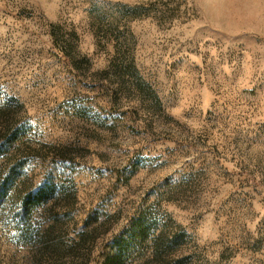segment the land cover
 Returning <instances> with one entry per match:
<instances>
[{
  "label": "rangeland",
  "instance_id": "rangeland-1",
  "mask_svg": "<svg viewBox=\"0 0 264 264\" xmlns=\"http://www.w3.org/2000/svg\"><path fill=\"white\" fill-rule=\"evenodd\" d=\"M13 168L0 264H264V0H0Z\"/></svg>",
  "mask_w": 264,
  "mask_h": 264
},
{
  "label": "trees",
  "instance_id": "trees-1",
  "mask_svg": "<svg viewBox=\"0 0 264 264\" xmlns=\"http://www.w3.org/2000/svg\"><path fill=\"white\" fill-rule=\"evenodd\" d=\"M16 169L13 168L12 171L2 177L3 185H1L2 192L0 194L5 193V185L9 182L15 181L17 173ZM46 192L40 191L36 194V196L29 200L33 201V203H41L44 198ZM2 197V196H1ZM149 222V221H148ZM31 223H28L27 230L31 231ZM30 231L29 234L30 235ZM151 229L147 227L143 221H136L133 232H132V244L129 241L122 239L118 245L117 251L107 257L105 264H125V261L128 258L135 260L134 262H140V264H156L157 261L163 259L165 253L168 251V248L173 247L175 244L177 237H174L172 240L165 241L162 240L161 235H157L151 238V242L153 241V251L152 254L149 255V250L144 246V242L148 236H150ZM133 250V251H132Z\"/></svg>",
  "mask_w": 264,
  "mask_h": 264
}]
</instances>
